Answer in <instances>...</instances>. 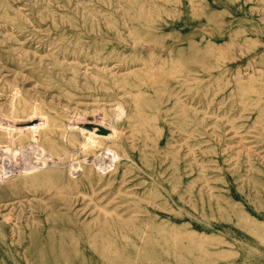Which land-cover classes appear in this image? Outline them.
<instances>
[{
	"label": "rangeland",
	"instance_id": "374dc122",
	"mask_svg": "<svg viewBox=\"0 0 264 264\" xmlns=\"http://www.w3.org/2000/svg\"><path fill=\"white\" fill-rule=\"evenodd\" d=\"M0 122V264H264V0H0Z\"/></svg>",
	"mask_w": 264,
	"mask_h": 264
},
{
	"label": "water",
	"instance_id": "95a60500",
	"mask_svg": "<svg viewBox=\"0 0 264 264\" xmlns=\"http://www.w3.org/2000/svg\"><path fill=\"white\" fill-rule=\"evenodd\" d=\"M97 135L98 136H107L109 134V131L106 129H103L102 127H97Z\"/></svg>",
	"mask_w": 264,
	"mask_h": 264
},
{
	"label": "bare ground",
	"instance_id": "6f19581e",
	"mask_svg": "<svg viewBox=\"0 0 264 264\" xmlns=\"http://www.w3.org/2000/svg\"><path fill=\"white\" fill-rule=\"evenodd\" d=\"M0 124H1V122H0ZM33 130H36V129H33ZM34 132V131H33ZM36 132V131H35ZM35 135V134H34ZM35 138H36V135L34 136ZM35 141V140H34ZM36 142V141H35ZM92 142V141H91ZM94 143V142H93ZM92 144V143H91ZM35 151H37V152H39V154L38 155H40L41 154V151L39 150H35ZM110 151V150H109ZM12 152V151H11ZM15 155V154H14ZM105 155V154H104ZM107 155V154H106ZM113 155V154H112ZM41 156V155H40ZM110 158V157H109ZM108 158V159H109ZM39 159V158H38ZM102 158H100V160H101ZM99 160V161H100ZM45 163V162H44ZM99 164H101V162L99 163ZM44 165V164H43ZM96 165H97V163H96ZM110 166V165H109ZM34 167V166H33ZM102 167V166H101ZM28 169H29V167H28ZM25 170H27V169H25ZM29 173V172H28Z\"/></svg>",
	"mask_w": 264,
	"mask_h": 264
},
{
	"label": "clouds",
	"instance_id": "9594fccd",
	"mask_svg": "<svg viewBox=\"0 0 264 264\" xmlns=\"http://www.w3.org/2000/svg\"><path fill=\"white\" fill-rule=\"evenodd\" d=\"M120 110H121V111H123V109H122V108H121Z\"/></svg>",
	"mask_w": 264,
	"mask_h": 264
}]
</instances>
